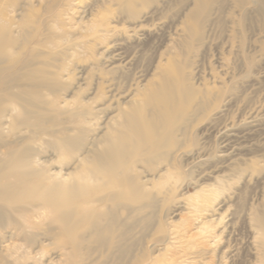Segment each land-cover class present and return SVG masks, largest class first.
Returning <instances> with one entry per match:
<instances>
[{
	"label": "bare ground",
	"instance_id": "1",
	"mask_svg": "<svg viewBox=\"0 0 264 264\" xmlns=\"http://www.w3.org/2000/svg\"><path fill=\"white\" fill-rule=\"evenodd\" d=\"M137 1L0 0V141L6 128L18 140L0 153V264H80L79 258L101 250L124 253L130 229L121 228L128 219H135L134 228L146 222L179 189L183 165L205 156L188 149V133L216 102L210 99L214 85L191 83L171 57L135 77L133 52L141 45L135 36L146 43L152 35L136 23ZM152 14L141 17L146 21ZM62 57L74 63L71 74L82 68L78 71L87 76L63 105L57 96L66 67L58 63ZM88 76L95 79L92 87ZM87 88L91 96L81 99ZM252 118L249 122L257 120ZM21 127L31 135H23ZM41 135L51 138L53 155L45 160L33 145ZM206 171L192 182L195 194L174 198L166 213V221L178 216L167 224L181 249L165 245L154 264H176L183 256L187 259L177 264L212 259L204 257L203 239L218 242L220 234L212 230L222 217L205 214H217L227 184L218 185V176L213 183L200 182ZM255 221L264 230V220ZM164 229L157 226L155 232Z\"/></svg>",
	"mask_w": 264,
	"mask_h": 264
},
{
	"label": "rangeland",
	"instance_id": "2",
	"mask_svg": "<svg viewBox=\"0 0 264 264\" xmlns=\"http://www.w3.org/2000/svg\"><path fill=\"white\" fill-rule=\"evenodd\" d=\"M137 3L140 16L136 23L138 21L144 29H151L152 35L157 38L153 37L152 40V35L148 34L145 43L140 39L143 36H135L136 43L142 45L133 52L135 77L145 73L146 69H155L171 57L173 67L182 75L189 74L191 83L204 81L214 85L215 90L210 99H216V102L209 103L202 117L191 125L188 133V149L194 148L195 157L205 156L195 161L196 165L183 161L190 165H183L186 172L183 170L184 179L179 189L170 200L160 201L146 222L134 228L135 219H128L121 228L127 231L130 229L124 240V253L110 247L108 251L101 250V253L87 256L85 260H78L80 264H154L159 249L167 244L180 245V240L168 233L170 224H167L177 220L178 216L170 215L172 218L166 221V213L173 207L174 198L185 192L188 195L195 194L197 188L192 182L201 176L202 170L207 169L205 176L199 179L200 182L213 183L212 177L218 176V185L227 184L221 197L223 202L217 206V214L214 217L205 214L207 219L222 217L219 225L212 230L220 234L218 242L213 243L216 240L212 241L213 237L203 239L206 241L203 251L208 252L204 257L209 260V256H213L207 264H264V230H260L255 221L256 218L264 220V0H138ZM144 13L152 14L149 20H143L141 15ZM58 63L66 66L61 70V90L57 95L62 103L64 98L71 99L79 92L78 86L81 83L85 86L87 76L78 71L82 68L71 74L74 63L68 64L63 57ZM88 64L85 63L86 66ZM88 78L92 87L95 79ZM218 85H223V89L217 90ZM89 88L80 93L81 99L91 96L87 93ZM253 116H257V120L249 122ZM61 119L66 120L65 115H61ZM227 124L229 126L226 128ZM98 127L93 125L95 129ZM19 130L25 136L31 135L25 127ZM50 140L49 136L41 135L33 143L42 160L53 155L48 146ZM17 141L15 134L6 128L3 141H0V153L6 151V144L16 145ZM228 147L226 153L221 152ZM198 151H201L199 155ZM224 157L229 161L222 162ZM126 215L127 212H124L123 218ZM201 219L196 221L195 226ZM157 226L165 228L164 231L156 233ZM183 255L182 252L177 256ZM185 259L187 257L183 256L175 262L177 264ZM190 260L188 258L182 264H191Z\"/></svg>",
	"mask_w": 264,
	"mask_h": 264
}]
</instances>
